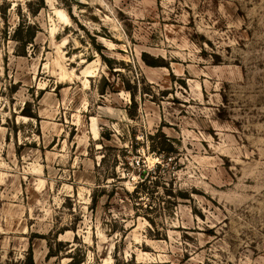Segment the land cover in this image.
<instances>
[{"label":"rangeland","instance_id":"1","mask_svg":"<svg viewBox=\"0 0 264 264\" xmlns=\"http://www.w3.org/2000/svg\"><path fill=\"white\" fill-rule=\"evenodd\" d=\"M30 249L264 264V0H0V264Z\"/></svg>","mask_w":264,"mask_h":264},{"label":"trees","instance_id":"2","mask_svg":"<svg viewBox=\"0 0 264 264\" xmlns=\"http://www.w3.org/2000/svg\"><path fill=\"white\" fill-rule=\"evenodd\" d=\"M145 61L150 64V65H160V63L157 61V59H153L152 61H148L145 59ZM143 175V176H142ZM141 176L143 178V182L146 181L147 177L144 176V172L141 173ZM143 183H139L136 185L135 189L133 190L134 193L138 192V188L140 186H142ZM105 194V191L104 190H94L92 193H91V206L92 208L96 207L97 205V202H98V199L103 195ZM181 197H187V192L185 191H179L178 193ZM110 195L112 196V194L110 193ZM54 242H56V244L59 246L58 248H55L52 246L51 243H49V252L47 254V256L51 257V256H56L58 255V251L61 250V247H65L67 245V243H64L63 241L59 240L57 241L56 239H54ZM32 249H30V256H29V261H28V264H34L33 263V259H32V252H31ZM83 261L82 258H76V257H73L70 261H69V264H80L81 262ZM115 264H119V261L118 259L116 258V261H115Z\"/></svg>","mask_w":264,"mask_h":264}]
</instances>
